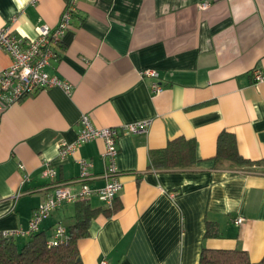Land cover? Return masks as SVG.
I'll return each instance as SVG.
<instances>
[{"label":"crops","instance_id":"0c3cea01","mask_svg":"<svg viewBox=\"0 0 264 264\" xmlns=\"http://www.w3.org/2000/svg\"><path fill=\"white\" fill-rule=\"evenodd\" d=\"M69 1L0 0V30L35 39L38 27L59 24ZM56 53L47 70L73 86L71 95L40 90L0 112V233H27L55 184L79 191L81 160L92 164L89 187H105L104 141L61 155L63 144L77 143L83 116L99 129L151 121L147 134L117 141L124 188L114 208L86 199L103 212L78 242L81 262L200 264L204 249L242 250L261 262L264 163L234 167L216 156L227 132L242 158L264 161V82L253 78L264 74V0H80ZM11 65L0 48V71ZM147 70L158 71L162 92ZM178 139L195 143V165L153 167L152 153ZM47 165L55 180L43 177ZM76 203H64L38 233L50 240L56 226L75 224ZM210 223L218 237L206 236Z\"/></svg>","mask_w":264,"mask_h":264},{"label":"built area","instance_id":"2783aa9c","mask_svg":"<svg viewBox=\"0 0 264 264\" xmlns=\"http://www.w3.org/2000/svg\"><path fill=\"white\" fill-rule=\"evenodd\" d=\"M36 5L39 0H31ZM80 0H70L65 6L59 24L56 27L40 26L37 28V37L27 39L11 33L8 29L0 30V48L12 58L10 68L0 71V112L5 113L11 107L18 104L27 96H31L40 90L59 88L67 95H71L73 86L67 81L59 79L57 76L50 75L48 66L51 61L56 59V50L61 46L62 39L66 32L72 27L74 13ZM209 3L200 5L201 10H207ZM144 76L154 79L152 85L154 93L162 92V88L157 83L160 78L158 71L147 70ZM256 83L264 82V74L260 70L253 72ZM81 130L76 144L62 145L61 155L67 157L74 153L77 146L100 139L105 143V153L102 158L106 161L105 175L106 185L101 189H91L88 182L92 179L90 169L92 164L81 160V172L78 182L82 185L79 191L72 190L71 183L55 184L52 196L35 210L30 221L27 233L22 231L3 232L4 238L18 237L20 235L37 234L44 221L48 220L52 214L64 203L77 202L80 200L98 197L108 209L114 208V202L123 190V184L118 180V170L116 166L118 150L117 141L124 134L144 135L149 132L152 125L151 121H143L118 128L99 129L95 127L89 116L82 117ZM43 177L55 180L57 177L54 169L47 165L43 171ZM28 180V179H26ZM244 219L239 218L237 225L243 224ZM69 236L67 229L56 226L54 234L48 241L50 247H58L67 242ZM101 264H109L103 261Z\"/></svg>","mask_w":264,"mask_h":264},{"label":"trees","instance_id":"16d2710c","mask_svg":"<svg viewBox=\"0 0 264 264\" xmlns=\"http://www.w3.org/2000/svg\"><path fill=\"white\" fill-rule=\"evenodd\" d=\"M195 150V143L178 139L170 142L165 150L152 153V166L160 170L190 168L197 162ZM216 160L228 162L234 167H256L264 163L242 158L238 153L235 137L227 132L219 136ZM101 211L103 212L101 209H93L87 200L77 201V221L67 229V242L58 247H50L49 239L44 233L30 235L29 241L23 245L16 242L17 237L4 238L0 233V264H83L79 262L78 242L88 236L92 221ZM105 212L110 214L112 211ZM218 232V227L210 223L206 236L218 237ZM200 264H264V258L259 263H253L246 251L204 249Z\"/></svg>","mask_w":264,"mask_h":264},{"label":"water","instance_id":"95a60500","mask_svg":"<svg viewBox=\"0 0 264 264\" xmlns=\"http://www.w3.org/2000/svg\"><path fill=\"white\" fill-rule=\"evenodd\" d=\"M81 260L79 259V262H80Z\"/></svg>","mask_w":264,"mask_h":264}]
</instances>
